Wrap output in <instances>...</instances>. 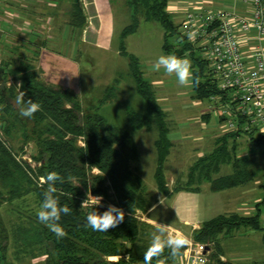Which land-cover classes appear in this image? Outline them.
Segmentation results:
<instances>
[{
    "label": "trees",
    "instance_id": "trees-1",
    "mask_svg": "<svg viewBox=\"0 0 264 264\" xmlns=\"http://www.w3.org/2000/svg\"><path fill=\"white\" fill-rule=\"evenodd\" d=\"M168 1L129 0L132 18L122 32V39L138 29L142 18L161 24L164 29L165 51L179 57L189 56L193 71L200 78L199 85L193 86L194 97L201 101H209L213 96L226 98L227 93L220 89L203 51L197 52L200 47L181 30V23L174 21L168 10ZM171 38L174 42L170 41ZM121 48H125L124 43ZM129 60L138 92L147 103L145 112H129L131 124L135 130L157 128L156 179L159 190L168 193L164 164L172 143L165 120L166 114L159 104L153 84L144 77L138 59L129 54ZM35 61L20 56L16 60L11 59L3 65L0 64L3 69L0 85L9 76L18 79L21 92L25 94L24 99H31L41 105L40 110L33 116L34 121L47 122L38 138L40 148L35 159L42 165L37 169L19 157L9 147L8 142L0 138V229L6 230L1 217L3 204L18 199L24 201L31 194L37 206L35 212L32 209L27 211L24 203L17 204L20 209L17 216L21 221L15 223L11 233L14 244H18L16 247L24 249L26 253L38 249L45 256L44 264H143L144 253L151 241L147 238L149 231L142 227L136 215L138 209L146 211L148 207L143 204L144 196L139 198L136 194L140 185H143V179L137 171L136 164L140 157L132 134L112 126L99 111V107H84L79 96L70 88L53 86L42 81ZM15 90V86H0V100L3 98L6 104L13 105V100L16 99ZM112 90V87L107 89L101 102L110 99ZM242 133V129H231L219 137L214 150L201 156L190 166L186 183L175 190L199 192L204 183H209L212 191H221L252 180V172L244 166L236 152L235 139ZM258 136L252 134V140L264 141L263 134ZM228 165L233 167V172L223 174L225 166ZM93 168L100 173L95 174ZM53 171L63 177V183H56L59 202L71 209V213L62 215L59 221L67 232V236L62 239H58L37 218L43 193L47 188V184L42 185L41 179ZM90 195L102 198L97 208L100 213L108 208V205L103 204L104 200L105 203L123 209L124 221L108 232L93 231L86 223L87 214L93 210L92 207L81 208V203L87 198L91 202ZM262 203L264 204V198ZM261 214L258 204L257 212L251 216L223 214L205 221L193 237L196 242L213 245L214 252L209 264H238L222 260L220 240L223 236L243 228L261 230L264 237ZM3 231L0 232V237ZM5 250L6 246L0 242V263L4 264L7 259ZM183 252L184 249L182 254ZM111 256H120V259H108ZM178 257L172 258L166 248L160 259L164 264H171ZM153 264H156L155 260Z\"/></svg>",
    "mask_w": 264,
    "mask_h": 264
},
{
    "label": "rangeland",
    "instance_id": "rangeland-1",
    "mask_svg": "<svg viewBox=\"0 0 264 264\" xmlns=\"http://www.w3.org/2000/svg\"><path fill=\"white\" fill-rule=\"evenodd\" d=\"M206 1L209 0H189L188 9L191 7V11L202 10L200 9V4H205ZM73 2L74 0H67V2L65 0L63 3L59 4L56 9L48 7L49 13H55L57 15V20L64 21L67 14V12L64 11V5ZM111 2L114 7L117 25V34L114 38V44L111 49L108 48V50H105L104 47L100 45L95 46L94 44L79 42L78 47L80 48V53L78 54L75 62L67 59L53 62L48 61L47 66L45 67H51V69L48 71L40 70L38 72L41 80L49 83L50 85L61 87L65 86L68 88L71 86L70 89L79 96L84 107H99V111L112 126L127 130L132 134L138 148L141 161L140 172L144 177V179L141 177L143 179V185H140L136 194H138L139 198L143 195V204H145L146 207H149L151 203L150 199L154 197L150 195L156 193L158 189L155 187L158 185L155 173L157 150L156 147L153 146L156 135L152 131L148 133L146 130L153 129L156 133L157 128L153 127L151 129L143 128L135 130L132 127L129 112H143L146 104L143 97L137 93L135 83L132 81L129 68V54H132L138 59L139 66L143 71L144 77L151 83L157 82L158 85L156 84L154 89L159 96L162 94L164 98L162 104L166 106L169 118L174 121L179 120L178 125L180 127L183 125H189L192 127L191 133L189 132L191 135H189V138L185 140L187 142L186 144H189V147H186L184 151L186 157L195 154L197 150V144L195 142L196 137L203 135L205 139L209 141L208 138L210 136V129L207 130L206 128H201L200 124H197L195 121L197 115H199V113L206 106L208 107L209 103L205 100L203 101L202 106H196L192 99V86L181 87L178 84L175 75L169 76L163 69L159 72L153 70V65L157 58L161 55L168 54L163 47L164 29L161 24L142 18L138 29L124 38L123 41H125V48H120V46H122L120 32L131 22V11L128 0H111ZM173 19L176 23H180L181 21L180 17H175ZM47 21L48 23L50 22V18L48 16H46L45 22ZM64 35L65 34L63 33V36ZM76 39V35H73V41H76ZM170 41L174 42L172 38ZM76 43L77 41L75 44ZM52 45L53 44L50 43L48 47L51 48ZM9 57H7L5 53H0V64L3 65L5 61H9ZM188 59H190L189 56ZM73 65V77H69L65 74L62 76V74L60 75L55 72L61 71V73H67L70 71L69 68ZM69 79H73V81L69 82ZM18 85H20V81L15 79L13 76H9L6 82L2 83L0 86H5L7 88L15 86L16 90L14 94L17 98L21 94V89ZM72 87L75 90H73ZM109 87L114 89L112 90L110 99L108 98V100L101 102L102 98L105 94H107V89ZM12 104L13 105L6 104V101L3 98L0 100V138L4 141L6 140L9 147L12 148V150L19 155V157L23 158L37 169L42 165L41 162L35 159V156L38 155L40 148L38 138L40 137L41 130L47 122L37 123L34 121L33 117L31 119L22 117L19 114V108L15 105L14 100ZM214 112H216V109ZM216 121L218 120L214 118V122ZM222 123V130H227L226 122L223 121ZM256 137H259L258 134ZM238 142L239 148L237 156L245 162L246 167L252 172L254 178L249 183L240 187L237 186L228 192H224L225 194H219L221 195L218 202L220 203V209L217 208L215 210H222L221 212H226L227 210H240L242 205L248 206L252 205V203L256 204L257 201L262 199L264 196V189L261 186V184H264V141H251L250 136L247 133H242ZM137 165H140L139 162L136 166ZM94 172L95 174L100 173L96 168ZM140 172L139 175L141 176ZM223 172V174L232 172V167L231 169L228 167L224 168ZM208 187L209 183H204L202 187V195H206V199H208L209 204L211 201L210 197L216 194H214L211 190H208ZM110 193L113 194V192ZM226 195H232L231 200L233 202L227 203L224 201V197ZM92 197L96 198L94 196ZM25 198L26 199L24 201L22 199H18L12 203L6 202L1 207V217L6 229L4 231L0 229V232L3 231L2 236L0 237V242L6 246L5 254L7 259L5 264H44L45 262L44 254L39 253L38 249L35 248L34 251L30 250L26 253L24 249L22 250L21 248L16 247L18 244H14L13 238H11L12 230L16 226L15 223L21 221V219L17 216V211L20 210L17 207V204L24 203L27 211L32 209L33 212H35L34 210L37 208L34 196L30 194ZM105 202L106 200H104L103 204L108 206L113 205ZM253 213V211H250L245 214L253 215ZM136 215L138 217L142 216V210L138 209L136 211ZM261 222L264 226V209ZM148 233L149 235H147V238L151 241L152 234L151 232ZM262 236L263 231L261 230L243 228L241 230L233 231L231 235L223 236L222 244L225 249H227V253H240L239 256L244 258L242 260L240 259V262L246 263V257L247 259H250L249 261L255 262L254 264H262L260 262V259L262 258L261 256L264 255V243L262 241ZM193 243H196V241L190 240V244L192 245ZM197 243H203L208 247L212 245L201 241H197ZM30 252L31 254H28ZM126 258H128V256ZM108 259L118 260L120 259V256H111L108 257Z\"/></svg>",
    "mask_w": 264,
    "mask_h": 264
},
{
    "label": "crops",
    "instance_id": "crops-1",
    "mask_svg": "<svg viewBox=\"0 0 264 264\" xmlns=\"http://www.w3.org/2000/svg\"><path fill=\"white\" fill-rule=\"evenodd\" d=\"M63 1L65 0H2L3 14L0 22V27H1L0 53H5L7 57L10 56L9 57L10 59H15V60L18 59L20 56H23L27 60L35 59L36 60L35 64L37 66L38 71L40 70L48 71L49 69H51V67L49 68L45 67L47 66L48 61L53 62V61L67 59L75 62L77 60L78 54L80 53V48L78 47L79 42L86 44H94L95 46L100 45L103 46L105 50H108V48L111 49V47L114 44V38L117 34L116 16L114 14V7L112 5L111 0H74L73 3H67L64 5V9H65L64 11L67 12L66 18L64 21H59L57 20V15L55 13L53 14L49 13L48 7L52 9H56L58 8L59 4L63 3ZM250 1L251 0L247 2L236 1V0H209L206 1L205 4L201 3L200 9L202 10L224 9V8H232V7L234 8L235 6L242 13L250 14L252 8ZM188 2L189 0L168 1L169 12L172 14L173 18L180 17L181 20L180 23L184 19L185 15L189 11H191L190 9H192L191 7L188 9L189 7ZM46 16L50 18L49 23L48 21L45 22ZM125 27L120 32L121 39H122V32L125 29ZM63 33L65 34L64 36ZM73 35H76L77 37L76 44H75L76 41H73ZM241 39H242V49L244 53L250 55L253 47L257 44L256 39H254L253 35L251 36L241 35ZM50 43L53 44L51 48L48 47ZM122 43L125 44V41H123V39L121 40V44ZM262 45L264 46V41L262 42ZM196 46L200 47V49L197 52L201 53V51H203V47L198 43L196 44ZM166 52L168 54H172L169 51ZM186 58H188V56H186ZM73 67L74 65L71 66V68H69L70 71H68L67 73H61V71L60 72L55 71V72L59 73L60 75L62 74V76L63 74H65L68 75L69 77H73L74 76V72L72 70L74 69ZM129 68H130V74L132 76V81L135 83L137 93H139L137 89V83L132 74L131 66ZM68 81L69 82L73 81V79H69ZM156 84L157 82L153 83V89ZM70 87L71 86H69V88ZM72 89L75 90L73 87ZM157 97L159 100V104L164 109V112L166 114L165 120L167 127L169 129V138L172 143L170 147L169 155L167 156L164 164V175L169 192L163 193L162 191L159 190L158 185L155 186L156 189L157 188L158 189L156 193L150 195L154 197L152 199L149 198L151 200L149 207L147 208L146 211H142V216L140 217L137 216L142 223V227L144 229H147L152 234L153 232L156 231L158 224L169 225L170 230L173 233L176 232L182 233L190 241V240H194L193 239L194 233L203 225L205 221L217 217L219 215H223V214L228 215L234 213L246 215L245 213H249L250 211H253L254 212L253 215H254L257 212L258 204H260V208L263 213L264 204L262 203V201L264 196L262 199L257 201L256 204L252 203V205H248V206L242 205V208H240V210H229V211L227 210L226 212L224 211L221 212L222 210H215L217 208L220 209L219 207L220 203L218 202L219 199L221 198L220 197L221 195L219 194H222L226 191L228 192L229 190L234 189L237 186L221 191H212L209 185L208 190H211L214 194H216L210 197L211 201L209 204H208V199H206V195H202L203 194L202 190L199 192H193L189 190H179V191L175 190V188L178 187L179 185H184L186 183L190 166L201 156H204L205 154L213 151L214 148L216 147L217 139L221 137L225 132H227L228 129L224 131L222 130L221 128L223 125L222 122L225 120H223V118L221 117L218 106L214 107L216 108V112H214L215 109L211 108V101L209 100L207 102L209 103L208 107L206 106L195 118L196 123L200 124L201 128H206L207 130L210 129L209 130L210 136L208 138L209 141L205 139L203 135H201L200 137H196L195 142L197 144L196 146L197 150L195 154H193L192 156L186 157L184 151L186 147L187 148L189 147V144H186L187 142L185 140L189 138V135H191L189 134V132L191 133L192 127L189 125H183L182 127H180L178 125L179 120L177 121L171 120L168 116V110H166V106L162 104V102L164 101L162 94L160 96L158 95ZM192 99L196 106L203 105V101L198 100L194 97V90H193ZM145 104L146 107L143 112H145L147 109L146 101ZM214 118H216L218 121L214 122ZM146 131L148 133L152 131L156 135L153 144V146L156 147L155 142L158 137V132L156 131L155 133L153 129ZM249 136L251 141H253L252 135ZM239 137L235 139V141L237 142L236 152L238 151L239 148V142H238ZM157 160H158V152H157ZM157 160H156L155 173L157 169ZM243 163L244 166H246L244 161ZM139 164L140 165L139 166L137 165V168L138 171L140 172L141 171L140 160H139ZM227 167L231 169L232 166L230 165L225 166V168ZM232 172H233V167H232ZM141 177L144 179L142 174ZM250 181L246 183H249ZM242 185H239L238 187ZM263 185L264 184H261L262 188L264 189ZM231 199H232V195H226L224 197V201H226L227 203L233 202ZM246 216H251V214H248ZM262 241L264 243L263 236H262ZM220 243L223 251V255L221 256L222 260H230L238 264L255 263L253 261H249L250 259H247L246 257H245L246 263L240 262L242 259H244L239 256L240 253H234V252L227 253V249H225V247L222 244V238L220 240ZM188 247H186L184 249L183 254L179 256L178 259L171 264H185L183 257ZM208 250H209V261L207 264L210 263L211 255L214 252L213 245H210L208 247ZM261 257L262 258L260 259V262L264 264V255H262Z\"/></svg>",
    "mask_w": 264,
    "mask_h": 264
},
{
    "label": "built area",
    "instance_id": "built-area-1",
    "mask_svg": "<svg viewBox=\"0 0 264 264\" xmlns=\"http://www.w3.org/2000/svg\"><path fill=\"white\" fill-rule=\"evenodd\" d=\"M250 2V14L242 13L235 6L189 11L181 22V30L203 47L220 89L227 93L226 98L210 99L211 108L218 106L227 129L264 135V0ZM2 14L0 0V22ZM241 35H253L257 41L250 55L242 49ZM183 260L185 264H201V261L207 264L208 246L189 244Z\"/></svg>",
    "mask_w": 264,
    "mask_h": 264
},
{
    "label": "clouds",
    "instance_id": "clouds-1",
    "mask_svg": "<svg viewBox=\"0 0 264 264\" xmlns=\"http://www.w3.org/2000/svg\"><path fill=\"white\" fill-rule=\"evenodd\" d=\"M192 36L189 35V39ZM161 69L171 76L175 75L178 84L181 87L198 86L200 78L193 71L192 62L186 57H179L175 54L161 55L153 65V70L159 72ZM21 87V85H18ZM24 93L15 99L14 103L19 108V114L22 117L31 119L41 108V105L31 99L25 100ZM95 171V168H93ZM63 183V177L53 171L41 179V183L47 184L43 193V200L37 212V218L40 223L46 225L58 239L67 236V232L61 226L59 221L62 215L71 213V209L66 205H61L59 197L56 195V183ZM92 197V196H91ZM101 197H96L89 201V198L81 203V208L92 207V211L87 214L86 223L93 231L108 232L110 229L117 227L124 221L125 213L123 209L115 205H109L107 210L100 213L97 208L100 206ZM162 202V201H161ZM190 244L189 239L182 233H173L169 225L158 224L156 231L152 233L150 245L143 256V264H164L160 258L163 256L165 249L169 250V255L176 258L182 255V250ZM203 264V261H201Z\"/></svg>",
    "mask_w": 264,
    "mask_h": 264
},
{
    "label": "water",
    "instance_id": "water-1",
    "mask_svg": "<svg viewBox=\"0 0 264 264\" xmlns=\"http://www.w3.org/2000/svg\"><path fill=\"white\" fill-rule=\"evenodd\" d=\"M2 72H3V69H2V67L0 66V78H1Z\"/></svg>",
    "mask_w": 264,
    "mask_h": 264
}]
</instances>
